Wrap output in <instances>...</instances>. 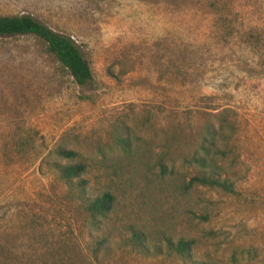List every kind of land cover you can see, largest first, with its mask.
<instances>
[{"label":"rangeland","instance_id":"rangeland-1","mask_svg":"<svg viewBox=\"0 0 264 264\" xmlns=\"http://www.w3.org/2000/svg\"><path fill=\"white\" fill-rule=\"evenodd\" d=\"M20 13L69 35L92 80L77 85L32 34L0 36V264H182L166 246L178 238L195 259L264 264V0H0ZM222 110L235 192H180L181 156ZM57 146L89 194L114 195L100 229L52 168ZM158 162L173 173L160 180ZM131 229L145 250L122 239ZM88 231L104 237L95 258Z\"/></svg>","mask_w":264,"mask_h":264},{"label":"trees","instance_id":"trees-1","mask_svg":"<svg viewBox=\"0 0 264 264\" xmlns=\"http://www.w3.org/2000/svg\"><path fill=\"white\" fill-rule=\"evenodd\" d=\"M19 34H32L41 39L44 42L45 50L54 55L77 85L83 86L92 80L87 60L82 55L78 44L69 35L52 30L30 14H0V36ZM224 111L214 114V121H207L203 124L202 133L195 148L181 156V163L191 166L193 173L186 181L178 183L180 192L195 186H204L227 194L235 192L234 181L223 171L220 163V159L225 158L229 152L227 143L232 132V122L226 118ZM114 143L125 155L131 151L132 143L127 135L116 134ZM53 152L58 158L65 159L64 163L53 160L51 166L66 187L67 193L75 199L80 207L87 220L88 229H100L102 220L114 207V195L109 191H103L96 195L87 192V181L82 177L85 165L82 162H70L77 154L74 150L57 146ZM157 164L160 180L166 174L173 173V169H167L164 163L158 162ZM197 217L203 220L207 218L205 214L201 213ZM131 231V235L122 239L130 240L133 246L145 250V237L141 231H134V229ZM87 236L89 243L85 255L95 258L100 248L104 247V237L90 231L87 232ZM191 245L192 239L166 240L167 248L177 255L182 264H214L193 258L190 250ZM156 248L159 247L156 246Z\"/></svg>","mask_w":264,"mask_h":264}]
</instances>
